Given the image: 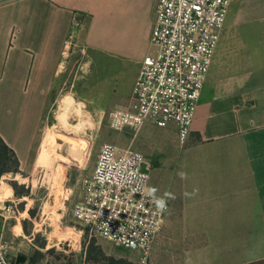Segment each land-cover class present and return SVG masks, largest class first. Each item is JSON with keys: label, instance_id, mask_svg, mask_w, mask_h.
Listing matches in <instances>:
<instances>
[{"label": "crops", "instance_id": "1", "mask_svg": "<svg viewBox=\"0 0 264 264\" xmlns=\"http://www.w3.org/2000/svg\"><path fill=\"white\" fill-rule=\"evenodd\" d=\"M157 4L0 0V136L20 171L58 101L130 108L142 60L156 52ZM143 129L178 140L174 124ZM180 147L150 158V189L171 206L154 251L187 240L192 264L264 260V0H232Z\"/></svg>", "mask_w": 264, "mask_h": 264}, {"label": "built area", "instance_id": "2", "mask_svg": "<svg viewBox=\"0 0 264 264\" xmlns=\"http://www.w3.org/2000/svg\"><path fill=\"white\" fill-rule=\"evenodd\" d=\"M231 2L158 0L151 38L156 52L142 60L130 108L109 113L110 128L130 131L131 145H102L93 172L82 181L72 209V218L82 227L74 229L79 234L76 240L88 230L137 252L143 264L150 261L171 206L166 197L150 189L151 163L133 142L147 124L161 128L174 124L178 142L185 145ZM18 206L0 201L4 224L17 219ZM10 249L2 236L0 264H13L8 257ZM19 255L15 253L12 259Z\"/></svg>", "mask_w": 264, "mask_h": 264}, {"label": "rangeland", "instance_id": "3", "mask_svg": "<svg viewBox=\"0 0 264 264\" xmlns=\"http://www.w3.org/2000/svg\"><path fill=\"white\" fill-rule=\"evenodd\" d=\"M109 113L95 100L74 101L68 97L58 101L41 133L33 165L0 179V201L19 203L20 215L7 222L4 236L11 245L8 257L13 264V255L18 252L26 257L24 264H143L137 252L88 230L76 240L79 234L74 229L82 227L72 218V209L82 181L93 172L102 145H131L130 131L110 128ZM143 130L133 147L146 155L152 169V154L181 150L175 135L166 138ZM66 195L68 200L63 203ZM186 241L176 248L155 249L147 264H192L191 245Z\"/></svg>", "mask_w": 264, "mask_h": 264}, {"label": "trees", "instance_id": "4", "mask_svg": "<svg viewBox=\"0 0 264 264\" xmlns=\"http://www.w3.org/2000/svg\"><path fill=\"white\" fill-rule=\"evenodd\" d=\"M18 172H20V161L18 156L0 136V179L4 175L16 174ZM249 264H264V260Z\"/></svg>", "mask_w": 264, "mask_h": 264}, {"label": "water", "instance_id": "5", "mask_svg": "<svg viewBox=\"0 0 264 264\" xmlns=\"http://www.w3.org/2000/svg\"><path fill=\"white\" fill-rule=\"evenodd\" d=\"M2 232H3V223H2V218L0 216V240L2 237ZM26 257L24 255H19L15 261V264H24L26 262Z\"/></svg>", "mask_w": 264, "mask_h": 264}, {"label": "bare ground", "instance_id": "6", "mask_svg": "<svg viewBox=\"0 0 264 264\" xmlns=\"http://www.w3.org/2000/svg\"><path fill=\"white\" fill-rule=\"evenodd\" d=\"M68 108V107H67ZM79 117V116H78ZM65 120V119H64ZM59 148V147H58ZM53 151V150H52ZM4 189V188H3ZM3 195V193H1ZM19 223V221H17Z\"/></svg>", "mask_w": 264, "mask_h": 264}]
</instances>
